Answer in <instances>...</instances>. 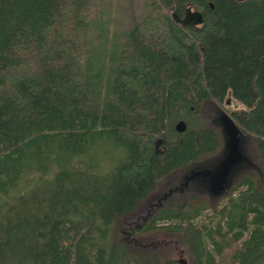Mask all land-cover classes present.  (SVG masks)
<instances>
[{"label":"trees","instance_id":"16d2710c","mask_svg":"<svg viewBox=\"0 0 264 264\" xmlns=\"http://www.w3.org/2000/svg\"><path fill=\"white\" fill-rule=\"evenodd\" d=\"M90 1L0 0V264H135L115 218L218 150L214 129H174L206 99L237 105L264 159V0H148L114 49L102 30L87 41ZM187 8L201 27L174 21ZM205 210H164L143 229L181 231ZM200 221L197 264H264L253 177Z\"/></svg>","mask_w":264,"mask_h":264},{"label":"rangeland","instance_id":"374dc122","mask_svg":"<svg viewBox=\"0 0 264 264\" xmlns=\"http://www.w3.org/2000/svg\"><path fill=\"white\" fill-rule=\"evenodd\" d=\"M148 6V0H91L89 13L92 16L90 19L92 24L91 31L86 34L87 41L92 43V37H99L102 30L110 49L116 48L120 34L136 15L146 17L149 14ZM97 31L98 34H95ZM98 51L101 52V49ZM231 103L232 101L229 105H224L213 99H206L200 107L198 106L196 115L188 114L187 117L181 118L184 119L187 127L195 131L216 130L220 143L218 150L170 172L158 180L136 202L132 210L115 218L111 233L112 240L124 247L135 264H165L168 261L179 264L180 257H183L187 264H197L194 243L197 237L196 231L201 228L200 220L207 214L219 210L226 203L232 188L217 197L210 193L202 182L203 178L190 180L186 184L185 180L186 176L190 175V170L215 165L223 155L225 137L217 117L222 109L232 115L237 105ZM246 136V151L252 164L236 173L232 187L238 185L243 178L253 177L259 191L264 193V159L258 147L257 137L250 133H246ZM187 205L205 208L204 216L194 222L185 223L181 231H172L165 227L173 223L171 220H161L157 223V228L149 231L143 229L150 218L160 212L178 211ZM206 221L209 219L207 218ZM221 264H230L229 257Z\"/></svg>","mask_w":264,"mask_h":264},{"label":"water","instance_id":"95a60500","mask_svg":"<svg viewBox=\"0 0 264 264\" xmlns=\"http://www.w3.org/2000/svg\"><path fill=\"white\" fill-rule=\"evenodd\" d=\"M172 17L177 24L183 27L197 28L204 24L203 14L191 8L186 9L182 18H178L175 14H172ZM217 122L222 127L225 137L223 155L215 165L190 170V175L186 176L185 184L190 180L203 178L202 182L210 193L220 197L230 191L236 173L241 168L251 165L252 161L246 151V133L233 116L222 109L217 117ZM174 129L179 134L185 132L187 124L184 119L177 120ZM178 263L187 264L183 257L178 259Z\"/></svg>","mask_w":264,"mask_h":264},{"label":"flooded vegetation","instance_id":"af4514ba","mask_svg":"<svg viewBox=\"0 0 264 264\" xmlns=\"http://www.w3.org/2000/svg\"><path fill=\"white\" fill-rule=\"evenodd\" d=\"M226 104H228V105H229L228 101H227V103H226Z\"/></svg>","mask_w":264,"mask_h":264}]
</instances>
